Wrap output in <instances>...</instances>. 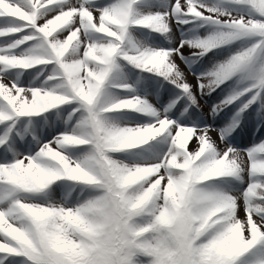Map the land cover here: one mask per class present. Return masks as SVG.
Returning <instances> with one entry per match:
<instances>
[{"label": "snow or ice", "instance_id": "6c2138e0", "mask_svg": "<svg viewBox=\"0 0 264 264\" xmlns=\"http://www.w3.org/2000/svg\"><path fill=\"white\" fill-rule=\"evenodd\" d=\"M248 122L264 0H0V264H264Z\"/></svg>", "mask_w": 264, "mask_h": 264}, {"label": "rangeland", "instance_id": "374dc122", "mask_svg": "<svg viewBox=\"0 0 264 264\" xmlns=\"http://www.w3.org/2000/svg\"><path fill=\"white\" fill-rule=\"evenodd\" d=\"M177 62L180 63L179 60ZM181 68L185 70L188 82L190 84L195 85V83H196L195 78L190 73L187 72V70L183 64H181ZM218 98H219L218 95H214L210 99L209 103L217 100ZM201 103L203 104V101H201ZM204 110H205V112H207V107H205ZM223 119H224V117H221V119L218 120L217 123H221ZM253 130H254L253 123L248 122L246 124V127H245L243 133H241V135L239 137V143H240L241 147H247V146L251 145L253 142V139H255L256 141H259L260 139H264V129H262L259 133H256L255 137L253 136ZM211 135H212L213 139H216V133L215 132H212ZM191 146L194 148L195 143L193 142V144ZM240 215L243 216V212H241Z\"/></svg>", "mask_w": 264, "mask_h": 264}]
</instances>
